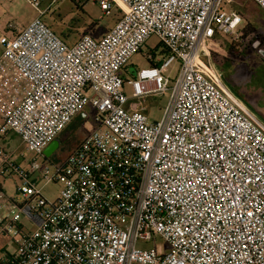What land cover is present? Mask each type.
Returning a JSON list of instances; mask_svg holds the SVG:
<instances>
[{
  "label": "built area",
  "instance_id": "2783aa9c",
  "mask_svg": "<svg viewBox=\"0 0 264 264\" xmlns=\"http://www.w3.org/2000/svg\"><path fill=\"white\" fill-rule=\"evenodd\" d=\"M25 1L37 15L0 32V135L37 156L24 169L0 148L1 171L20 179L0 216V264H264V123L212 59L216 34L240 36L231 0H74L121 15L72 43L44 19V0ZM152 36L169 54L144 53L148 66L125 80ZM168 90L158 119L130 105ZM88 106L97 128L61 161L46 158Z\"/></svg>",
  "mask_w": 264,
  "mask_h": 264
},
{
  "label": "rangeland",
  "instance_id": "374dc122",
  "mask_svg": "<svg viewBox=\"0 0 264 264\" xmlns=\"http://www.w3.org/2000/svg\"><path fill=\"white\" fill-rule=\"evenodd\" d=\"M49 0L42 2L44 8ZM17 12L13 14L12 19L16 24L29 23L37 14V11L30 6L25 0H17ZM226 7L236 9L242 15V23L239 26V32L249 26L250 33L248 36L240 39L242 43V55L234 57V68L231 67L232 76L228 78L234 87L235 93L244 95L247 101H243L246 106L264 123V10L253 0H231ZM115 6L112 13L107 15L100 8L99 4L84 3L77 4L74 0H60L50 6L45 15V20L51 27L61 35L67 42L76 41L82 34L89 33L95 37L104 35L120 17V12ZM97 23V24H96ZM93 24V25H92ZM159 39L156 36L150 37L142 52L136 53L130 60V63L140 68L148 66L147 58L144 53L154 52L159 58L162 55V45L159 44ZM213 45L212 52L226 54L223 48L217 41ZM257 44V45H256ZM135 68V67H134ZM178 68V62H173L166 72L171 79L175 78ZM223 73V72H222ZM225 75L223 73V81ZM226 83V82H225ZM130 92V87H127ZM239 91V92H238ZM170 91L165 94L146 95L131 100V105L135 108L136 105L150 106L147 115L153 120L160 118L162 114L161 108L167 103ZM238 95V94H237ZM250 103L256 110L248 106ZM162 106V107H161ZM253 112V113H254ZM94 111L90 106L86 107L85 112L78 115L73 122L60 135V146L58 150L50 155L52 161H61V159L78 143L83 137L93 132L98 124L94 120ZM263 118V119H262ZM0 121L1 117H0ZM10 132L7 131L6 134ZM11 133V139L15 138V146L17 147L13 160L22 168L30 169L31 160L37 156V153L26 149L22 144L19 136L14 132ZM2 148V147H0ZM6 156H11L7 149H4ZM38 159L43 165L51 164ZM18 162H17V161ZM3 166V158L0 156V168ZM4 175V176H3ZM20 182L19 177L12 171H6L0 174V184L3 187L0 190V216L4 215L11 207L12 198L17 197L16 185ZM59 185L51 183L44 188L46 196L54 199L59 192ZM7 239H2L1 242H7ZM158 243L164 245V242L158 238Z\"/></svg>",
  "mask_w": 264,
  "mask_h": 264
},
{
  "label": "trees",
  "instance_id": "16d2710c",
  "mask_svg": "<svg viewBox=\"0 0 264 264\" xmlns=\"http://www.w3.org/2000/svg\"><path fill=\"white\" fill-rule=\"evenodd\" d=\"M117 11H119L121 13L120 9H118ZM249 33H250L249 26H247L242 31H240V36L236 40H234V39L230 38L229 36L224 35L222 33H218L215 36V41H217L223 48H225L226 54H220L218 52H214L213 51L212 52V59H213L214 63L216 64V66L224 73V75H225L224 80H225L227 86L230 88V90L233 91L234 93H235L234 87H233V85L231 84V82H230V80L228 78L231 77L232 79L235 80L234 76H232L231 67L234 68V63H235L234 57H239V56L242 55V51H241L242 43L239 40L244 38V37H246V36H248ZM159 44L162 45V48H163V51H162L163 57H161V58H165L169 54V51L162 43H159ZM140 52H142V50H140ZM155 57H156V55H155ZM149 63L150 64H159V62L156 61V59L150 60ZM134 67H135V65H133L132 63H128L124 67V72L123 73H124L125 80L128 79V77H132V76L135 75L136 69ZM237 94L236 95L239 98H241L243 101H247L243 94H241L240 92L237 93ZM131 106H129V108H132ZM164 106L163 107L161 106L162 107L161 110L164 108ZM248 106L251 109L256 110L250 103H248ZM135 108L143 111L146 114L150 110V106H142L141 104L136 105ZM262 117H264V116H262Z\"/></svg>",
  "mask_w": 264,
  "mask_h": 264
},
{
  "label": "crops",
  "instance_id": "0c3cea01",
  "mask_svg": "<svg viewBox=\"0 0 264 264\" xmlns=\"http://www.w3.org/2000/svg\"><path fill=\"white\" fill-rule=\"evenodd\" d=\"M16 1L17 0H10V1L0 0V32L6 31V33H8V34H13L17 30H19L20 28L24 27L27 24V23L16 24L12 19L13 14H15L17 12V9H18ZM49 3H50V0L47 2V4L44 7L46 9V12L44 14V19H45V15L47 14V10L50 8V6H48ZM9 22L10 23L12 22L15 26L12 30H10V28L7 27V24ZM1 53H2V46L0 45V55H1ZM10 132H12V131H10ZM10 132H8L7 134L4 133V134L0 135V147L7 149L9 151V153L11 154V156L15 157V155H16L15 151H16L17 147L15 146V143H14L15 138L11 139V133ZM43 154L46 158L47 157L50 158V155L52 153L46 154V152L43 151ZM2 173H4V172H2L1 168H0V174H2ZM1 188L3 189V187L0 184V190H1Z\"/></svg>",
  "mask_w": 264,
  "mask_h": 264
},
{
  "label": "water",
  "instance_id": "95a60500",
  "mask_svg": "<svg viewBox=\"0 0 264 264\" xmlns=\"http://www.w3.org/2000/svg\"><path fill=\"white\" fill-rule=\"evenodd\" d=\"M257 45V44H256ZM264 54V52H262ZM58 145V141L57 140H52L44 149V152H46V154H51L53 152V150L56 148V146Z\"/></svg>",
  "mask_w": 264,
  "mask_h": 264
},
{
  "label": "flooded vegetation",
  "instance_id": "af4514ba",
  "mask_svg": "<svg viewBox=\"0 0 264 264\" xmlns=\"http://www.w3.org/2000/svg\"><path fill=\"white\" fill-rule=\"evenodd\" d=\"M53 140H57V141H58V145H57L56 148L53 150L52 154L55 153V152L58 150L59 146H60V136L54 138Z\"/></svg>",
  "mask_w": 264,
  "mask_h": 264
}]
</instances>
